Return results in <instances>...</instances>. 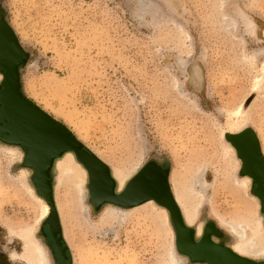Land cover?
Here are the masks:
<instances>
[{
	"label": "rangeland",
	"instance_id": "1",
	"mask_svg": "<svg viewBox=\"0 0 264 264\" xmlns=\"http://www.w3.org/2000/svg\"><path fill=\"white\" fill-rule=\"evenodd\" d=\"M0 16L30 55L21 70L26 98L109 168L132 178L164 162L183 180L205 181L206 190L194 187L204 201L201 228L237 219L253 201L263 225L223 136L242 109L243 127L259 132L264 148V0H0ZM11 148L0 143V249L20 255V237L32 234L51 264L43 202ZM86 183L90 223L71 241L84 264H188L161 208L146 203L126 218L102 219L109 205L95 213Z\"/></svg>",
	"mask_w": 264,
	"mask_h": 264
},
{
	"label": "water",
	"instance_id": "2",
	"mask_svg": "<svg viewBox=\"0 0 264 264\" xmlns=\"http://www.w3.org/2000/svg\"><path fill=\"white\" fill-rule=\"evenodd\" d=\"M14 29L3 16L0 18V143L17 148L23 155L22 167L31 172V186L48 207L44 225L66 260L68 246L64 242L54 201V164L65 154H72L87 175L88 204L95 213L109 205L133 209L153 203L163 209L176 234L175 247L191 264H264L236 254L231 248L211 243L213 223L196 237L186 226L170 185L171 169L155 162L143 166L119 191L107 164L89 151L61 123L52 119L24 95L21 70L29 60ZM223 139L240 162L239 176L251 182V192L259 201L264 216V156L258 136L251 128L237 134H224ZM264 225V219H263ZM222 230L217 228L215 234ZM43 232V231H42ZM43 236L46 235L43 233ZM196 239H199L196 242ZM70 264H73L72 261Z\"/></svg>",
	"mask_w": 264,
	"mask_h": 264
},
{
	"label": "bare ground",
	"instance_id": "3",
	"mask_svg": "<svg viewBox=\"0 0 264 264\" xmlns=\"http://www.w3.org/2000/svg\"><path fill=\"white\" fill-rule=\"evenodd\" d=\"M258 80L254 86L255 92L260 91L258 88ZM258 88V89H257ZM237 121L227 124L225 134H237L244 130V122L249 120V112H244L238 109L235 114ZM258 138L262 139V135L256 132ZM261 142V140H260ZM226 149L232 158L235 170L238 168V162L232 156L233 151L229 145ZM15 148L9 149V152L16 153ZM262 151L264 148L262 145ZM111 168L113 178L118 186L119 191L123 189L126 182L130 180L131 174L127 168L115 167ZM22 172H26L24 169ZM54 172V201L58 212L64 242L70 249L73 256V264H84V259L75 254L71 241L74 231L86 223H90V211L86 204L87 195L84 189L87 175L85 170L75 161L72 154H65L58 159L53 168ZM56 176V178H55ZM200 176V175H199ZM239 184L244 188L250 185L248 178L238 179ZM87 184V183H86ZM170 185L176 202L180 208L182 218L187 227L196 231V237L201 234V224L199 223L200 213L203 209L204 201L200 194L194 192V187L198 186L202 190H206L205 181L200 178L183 180L181 175L173 170L170 176ZM87 190V188H86ZM88 193V192H87ZM43 202L41 199H38ZM151 205L152 203H147ZM257 203L251 202L250 210L242 211L237 219L223 220L216 218L218 226L222 231H226L231 239V249L238 255L252 258L255 260H264V226L261 223V218L256 214ZM130 209L121 210L108 206L101 214L102 219H121L128 216ZM161 214L165 217V211L160 209ZM48 214V207L43 202V216ZM210 216V214H209ZM86 230V229H85ZM28 233V232H27ZM25 234V233H24ZM23 234V235H24ZM22 243V252L20 255H12L13 259H19L24 264H49L47 251L39 240L34 238L32 234L20 237ZM173 263L184 264L183 259ZM97 264H108L106 261Z\"/></svg>",
	"mask_w": 264,
	"mask_h": 264
},
{
	"label": "flooded vegetation",
	"instance_id": "4",
	"mask_svg": "<svg viewBox=\"0 0 264 264\" xmlns=\"http://www.w3.org/2000/svg\"><path fill=\"white\" fill-rule=\"evenodd\" d=\"M0 18H2V16H0ZM0 81H1V77H0ZM151 162H155V161H151ZM155 163H157L163 169L169 168L168 164H166L164 162H158L157 161ZM32 175H31V178H32ZM208 224H210V222H206L203 225V227L201 228V231L203 233L206 231ZM212 229H213V232L210 233L211 243L216 247L231 248V246H230L231 244L228 242V238L226 237V235L223 232H220V234H219V232H218V234H215V232H217V227L215 225H214V227H212ZM200 236H201V234H200ZM198 240L199 239H196V242H198ZM42 241L50 253L51 264H70V260H69V256H68L67 252H66V256H67L66 260H62V258L60 257V253L58 252V250H57V248H56V246L52 240V237L49 233L48 226H47V231H46V237H42ZM19 253L20 252H19V250L17 251V249H13V250H11L10 248L0 249V264H24L21 260L12 258L13 254L18 255ZM185 259L187 260L188 264H191L190 258H185ZM249 259H252V258H249ZM253 260H255V259H253Z\"/></svg>",
	"mask_w": 264,
	"mask_h": 264
}]
</instances>
